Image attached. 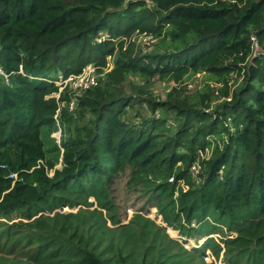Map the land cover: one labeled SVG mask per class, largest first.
Wrapping results in <instances>:
<instances>
[{"label":"trees","instance_id":"16d2710c","mask_svg":"<svg viewBox=\"0 0 264 264\" xmlns=\"http://www.w3.org/2000/svg\"><path fill=\"white\" fill-rule=\"evenodd\" d=\"M136 35L152 48L142 52ZM107 55L111 67L77 93L73 108L67 92L38 100L87 63L100 73ZM200 73L198 88L179 87ZM155 78L176 83L164 99L149 89ZM56 110L66 134L60 146L44 148L32 122L54 123ZM0 129L13 141L0 157V184L10 187L0 195L4 209L39 200L53 183L104 174L111 153L135 160L132 174L164 196L177 187L178 209L189 219L209 212L237 231L223 242L238 247L234 261L250 252L244 264L264 260V0H0ZM60 147L62 168L49 179L38 161L47 153L58 159ZM10 171L18 173L13 184ZM152 234L161 239L156 258L145 256L152 243L137 263L111 264H175L177 241ZM81 261L102 264L91 250Z\"/></svg>","mask_w":264,"mask_h":264},{"label":"rangeland","instance_id":"374dc122","mask_svg":"<svg viewBox=\"0 0 264 264\" xmlns=\"http://www.w3.org/2000/svg\"><path fill=\"white\" fill-rule=\"evenodd\" d=\"M136 36L142 52L152 48L149 37ZM111 65L112 58L107 55V65L100 73L97 72L98 77ZM66 75H61V78ZM203 77L202 73L195 74L179 87L185 86L187 91H192L203 84ZM61 78L55 81L56 88L44 90L47 92L42 93L38 100L49 97L59 99L61 92H67L72 96L68 103L71 109L77 89H70L72 85L61 86ZM128 79L138 78L130 75ZM172 85L176 83L155 78L149 89L157 98L164 99ZM65 102L61 99L58 104L60 107L66 106ZM58 111L53 115L54 123L44 118L32 122L40 131L39 140L44 148L51 147L53 141L60 146L66 134L58 119ZM70 112L76 116L75 111ZM133 113L130 111L129 115ZM28 115L29 109L23 107L20 115L23 123L27 122ZM138 119L139 116H134L131 120ZM53 126L49 131L48 128ZM18 128L16 123L12 127L14 131ZM12 143L0 138V157L4 148ZM61 153L62 147L58 159L49 160L54 153H47L45 158L38 161L44 166L49 179H55L62 168ZM107 159L110 164L102 175L83 177L79 183L76 180L53 183L48 194L34 202L16 204L7 209L0 205V264H64L61 261L65 255L72 256L73 264H82L81 256L87 250L93 251L102 264L116 263L121 257L126 262L137 263L139 254L145 251L147 245L154 243L149 246L151 248L147 250L146 257L156 258L160 252L161 239L154 237L153 230L164 232L177 241L172 244L170 253L175 264H244L247 257L253 256V252H250L251 256L245 253L235 261L231 258L238 247L235 245L227 250L223 242L236 236L237 231L226 228L225 223L213 214L208 212L202 217L193 216L190 219L183 215L177 206V187L173 195L164 196L153 183L138 180L139 172L132 174L136 168L135 160H119L111 153ZM11 172L18 177L16 171ZM13 183L14 180H11ZM9 188L0 184V195H4ZM145 228L149 229L147 235L141 233ZM119 230L134 240L120 242ZM260 264H264V260Z\"/></svg>","mask_w":264,"mask_h":264},{"label":"built area","instance_id":"2783aa9c","mask_svg":"<svg viewBox=\"0 0 264 264\" xmlns=\"http://www.w3.org/2000/svg\"><path fill=\"white\" fill-rule=\"evenodd\" d=\"M86 65L87 68L86 69ZM82 67V69L79 72L76 73H69L68 75H66L65 77H62V83H59L61 86L63 87H69L70 85L73 86V88L70 89H77V93H79L80 91L95 85L97 83V78H98V73L96 71V66L92 65V63H88ZM62 87V88H63ZM0 166H6L4 164H0ZM192 169V174H195L197 169L194 165L191 166ZM8 176L10 178L15 179L16 178V174L9 172Z\"/></svg>","mask_w":264,"mask_h":264},{"label":"clouds","instance_id":"9594fccd","mask_svg":"<svg viewBox=\"0 0 264 264\" xmlns=\"http://www.w3.org/2000/svg\"><path fill=\"white\" fill-rule=\"evenodd\" d=\"M60 78H61V76H60ZM55 81H56V80H55ZM55 81H54V82H55ZM10 172H11V171H10ZM7 177H8V173H7ZM9 178H10V177H9ZM17 178H18V177H17ZM17 178H15V179H13V180L15 181ZM11 179H12V178H11Z\"/></svg>","mask_w":264,"mask_h":264}]
</instances>
